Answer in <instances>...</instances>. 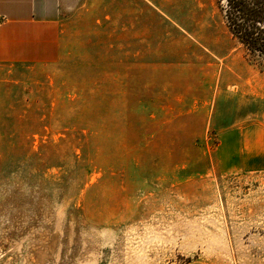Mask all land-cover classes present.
<instances>
[{"label": "rangeland", "instance_id": "rangeland-1", "mask_svg": "<svg viewBox=\"0 0 264 264\" xmlns=\"http://www.w3.org/2000/svg\"><path fill=\"white\" fill-rule=\"evenodd\" d=\"M238 1L79 0L58 62L0 65V264H264V172L214 159L264 114Z\"/></svg>", "mask_w": 264, "mask_h": 264}, {"label": "crops", "instance_id": "crops-1", "mask_svg": "<svg viewBox=\"0 0 264 264\" xmlns=\"http://www.w3.org/2000/svg\"><path fill=\"white\" fill-rule=\"evenodd\" d=\"M79 0H0V65L53 64L61 57V25ZM220 172H264V114L218 132Z\"/></svg>", "mask_w": 264, "mask_h": 264}, {"label": "flooded vegetation", "instance_id": "flooded-vegetation-1", "mask_svg": "<svg viewBox=\"0 0 264 264\" xmlns=\"http://www.w3.org/2000/svg\"><path fill=\"white\" fill-rule=\"evenodd\" d=\"M220 4H222V1L220 2ZM239 7H242V3H240V1H238V0H236V2L234 3V8H236V10H238ZM252 12L253 11L250 10V13H252ZM258 12L260 13V10Z\"/></svg>", "mask_w": 264, "mask_h": 264}]
</instances>
